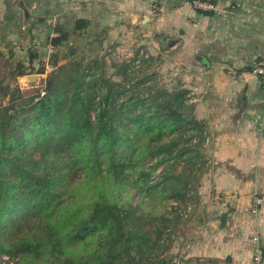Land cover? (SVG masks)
Segmentation results:
<instances>
[{
	"label": "trees",
	"instance_id": "16d2710c",
	"mask_svg": "<svg viewBox=\"0 0 264 264\" xmlns=\"http://www.w3.org/2000/svg\"><path fill=\"white\" fill-rule=\"evenodd\" d=\"M85 26L77 20L74 27ZM54 30L49 44L58 48L67 34ZM37 73L45 75L43 96L39 88L0 87L2 264H166L171 240L163 230L179 221L178 205L189 200L192 181L199 186L195 172L205 164V126L192 115L190 93L144 87L118 100L123 86L97 78L80 60L58 65L56 55ZM12 74L25 72L17 65ZM146 158L154 160L148 168ZM77 170L83 180L74 183L69 174ZM126 184L138 187L141 200L174 202V217L140 211L143 201L121 197Z\"/></svg>",
	"mask_w": 264,
	"mask_h": 264
},
{
	"label": "crops",
	"instance_id": "0c3cea01",
	"mask_svg": "<svg viewBox=\"0 0 264 264\" xmlns=\"http://www.w3.org/2000/svg\"><path fill=\"white\" fill-rule=\"evenodd\" d=\"M192 1L27 0V14L18 8L34 22L32 41L44 32L46 59L56 55L58 65L66 57L52 53L59 48L49 44L54 27L74 48L93 33L90 42L129 50L128 42L153 56L156 35H170L163 75L176 82L172 91L190 93L192 115L205 126L208 165L194 236L171 264H252L256 243L264 264V78L248 70L254 60L264 62V0H206L214 12L196 10ZM77 20L85 28L75 30ZM255 195L263 197L258 214L250 211Z\"/></svg>",
	"mask_w": 264,
	"mask_h": 264
},
{
	"label": "rangeland",
	"instance_id": "374dc122",
	"mask_svg": "<svg viewBox=\"0 0 264 264\" xmlns=\"http://www.w3.org/2000/svg\"><path fill=\"white\" fill-rule=\"evenodd\" d=\"M27 0H0V87H4V92L20 90L23 94L33 93L37 90L43 80V74L37 73L38 69L47 68L46 62L49 64L46 58L49 56L50 52H47L45 48L47 47V37L44 35V32L40 35L39 41L34 43L32 27L34 22L30 19L22 18L17 23L14 21V12H9L8 8L13 6L21 7L23 12L27 14L28 6L26 5ZM27 16V15H26ZM25 16V17H26ZM43 18H36V21H42ZM49 35V34H48ZM52 36H55L52 34ZM50 36H48L49 39ZM94 37L92 34L84 33L79 39V43L76 44L77 47L69 46L67 43L63 44L62 47H59L57 51L52 52L58 54L59 57H66V62L70 60L81 61V65L92 70L93 74H96L97 78H105L111 80L116 85L123 86L124 93H116L115 98L124 99L128 95H132L137 91L142 90V87H137L134 84L138 81H148L149 83L146 86L149 89H160L163 88L168 91L174 89L176 82L167 80L169 78H164L163 71H165L163 62L165 58L164 55H169L170 53V43L171 37L168 34L156 35L157 38V53L152 55L150 50L140 45H129L127 44V49L130 51L135 50V48L143 47L147 49L149 53V59L143 61L139 68H134L132 72H127L125 65L121 61V54L126 52V48L118 50L113 46H107L106 42L95 43L90 42V39ZM72 38V37H71ZM73 39V38H72ZM121 45H123L121 43ZM126 47V46H125ZM108 49H112L111 52H107ZM161 52L162 54H160ZM37 54V57L33 60H30L31 54ZM163 55V56H162ZM45 57V61L44 60ZM150 61V63H147ZM65 62V61H64ZM63 64V62H61ZM17 65L22 66V70L25 72V75L13 76L12 72L15 70ZM28 75H37V80L33 83L30 81L24 80L25 76ZM131 82H133L131 84ZM126 85H129L130 88H127ZM8 87V89H7ZM118 88V87H116ZM6 101V98L3 100ZM204 149V148H203ZM202 157L199 162L205 163L202 173H199V170L195 172L197 176V181L199 186L192 181V193L189 195V200L180 202L178 205V215L180 216L179 221L176 223H169L167 225L168 229H164L163 239L167 238V234L170 233V249L164 253L163 257L166 260V264H171L172 257L174 255H179L183 250L186 249V243L191 237L194 236V231L196 228V222L198 219L199 208L202 205L203 194L201 193V183L203 181V174L208 169L206 164V157L204 150H202ZM145 166L148 168L153 163L154 160L146 158L144 160ZM198 166V165H197ZM182 164L177 167V171L182 170ZM160 169V168H159ZM158 169V170H159ZM191 171V168L186 170L185 174H188ZM69 178L72 182H81L83 180V173L80 171H74L69 174ZM157 180V173L151 174L149 177L150 184L154 183ZM129 182H132V178L129 177ZM125 191L121 192V197L130 198L132 205H136L142 198L143 194L138 192L137 186H131L126 184ZM196 190V193L193 194V190ZM157 193V191H154ZM65 195H63L64 197ZM149 198V197H148ZM140 204L139 210H150L157 215H160L164 212H168V217L172 219L175 215L171 213L170 207L174 204L172 201H165L160 197H156L151 202H148V199L144 197V200ZM146 202V203H145ZM144 203V204H143ZM2 255L0 257V264L3 263ZM12 263L14 260H8Z\"/></svg>",
	"mask_w": 264,
	"mask_h": 264
},
{
	"label": "built area",
	"instance_id": "2783aa9c",
	"mask_svg": "<svg viewBox=\"0 0 264 264\" xmlns=\"http://www.w3.org/2000/svg\"><path fill=\"white\" fill-rule=\"evenodd\" d=\"M191 5L194 9L199 10V11H207V12H214L215 6L210 3L209 1L206 0H193L191 2ZM112 49H108L107 52H111ZM149 59V53L147 49L143 47H138L133 51L127 50L123 54H121V61L125 65L127 72H132L134 68H139L141 63L143 61H146ZM252 67H253V73L258 76H262L264 78V64L262 62H252ZM133 82H131L132 84ZM149 82L148 81H141L137 82L134 85L139 86V87H146L148 86ZM127 88H130L129 85H126ZM39 93L40 96L44 95L43 87H39ZM35 101L37 100L34 99ZM192 102V100L190 99ZM263 204V197L255 195L252 198L251 202V208L250 211L252 214H258L259 208ZM255 241H257V238H254ZM8 257H3V261H6ZM252 264H263V249L262 247L256 243L254 248H253V256H252Z\"/></svg>",
	"mask_w": 264,
	"mask_h": 264
},
{
	"label": "water",
	"instance_id": "95a60500",
	"mask_svg": "<svg viewBox=\"0 0 264 264\" xmlns=\"http://www.w3.org/2000/svg\"><path fill=\"white\" fill-rule=\"evenodd\" d=\"M11 10L15 14L13 20L18 23L20 21V19H21V14H22L21 10L18 7H16V6L11 7ZM37 78H38L37 75H28V76L24 77V80L30 81V83H33V82H35L37 80Z\"/></svg>",
	"mask_w": 264,
	"mask_h": 264
}]
</instances>
